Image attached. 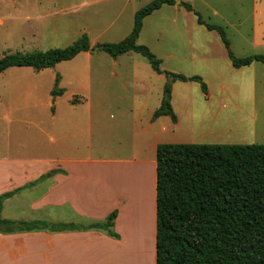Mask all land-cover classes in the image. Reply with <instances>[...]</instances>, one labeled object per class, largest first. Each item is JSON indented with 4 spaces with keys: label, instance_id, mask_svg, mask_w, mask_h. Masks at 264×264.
Wrapping results in <instances>:
<instances>
[{
    "label": "rangeland",
    "instance_id": "374dc122",
    "mask_svg": "<svg viewBox=\"0 0 264 264\" xmlns=\"http://www.w3.org/2000/svg\"><path fill=\"white\" fill-rule=\"evenodd\" d=\"M149 1L0 0V57L14 51L63 47L82 32L88 34L91 47L119 41L130 32L134 12ZM181 1L189 2L206 22L223 27L235 56L264 54V0H178L145 16L136 43L146 45L161 59L162 70L199 75L207 90L204 93L191 80L172 82L170 103L177 123L168 115L160 116L154 134L159 142L264 143V62L232 66L218 32L198 23ZM19 69L33 68L12 66L0 72V85L21 97L19 101L28 104L33 100L29 97L47 100V87L54 85L51 72H58L61 81L57 86L65 88L63 101L80 95L91 103L98 120L93 126L94 153L127 152L133 137L130 133L137 125L119 116L117 104L126 103L122 91L131 72L153 71L142 55L130 50L114 58L98 48L58 62L55 70L47 67L37 78L15 71ZM165 80L164 73L151 78L153 92L161 96ZM18 87L22 88L13 94ZM82 116L79 112L78 118ZM1 216L13 218L20 213L14 214L7 202Z\"/></svg>",
    "mask_w": 264,
    "mask_h": 264
},
{
    "label": "crops",
    "instance_id": "0c3cea01",
    "mask_svg": "<svg viewBox=\"0 0 264 264\" xmlns=\"http://www.w3.org/2000/svg\"><path fill=\"white\" fill-rule=\"evenodd\" d=\"M56 64L50 68L55 70ZM43 69L15 71L37 78ZM56 73L51 72L50 83ZM158 74L131 72L122 91L126 103L117 104L119 116L137 127L121 155L94 153L98 120L80 95L63 101L65 88L52 95L48 85L47 100L29 97L33 100L23 104L0 85V194L11 192L2 207L8 202L14 214L20 213L8 219L79 227L0 231V264H155V148L160 142L153 127L163 115L152 118L162 94L153 92L150 83ZM112 211L116 215L110 229L116 235L89 227L104 222Z\"/></svg>",
    "mask_w": 264,
    "mask_h": 264
},
{
    "label": "trees",
    "instance_id": "16d2710c",
    "mask_svg": "<svg viewBox=\"0 0 264 264\" xmlns=\"http://www.w3.org/2000/svg\"><path fill=\"white\" fill-rule=\"evenodd\" d=\"M175 0H151L134 12L130 32L116 42H102L101 48L111 57L134 51L142 55L151 68L164 73L159 106L152 118L168 115L175 122L172 109L171 83L195 81L206 93L199 75H185L162 70L161 59L149 48L136 43L145 16ZM181 4L196 15L198 23L215 29L227 49L234 67L264 62V54L235 56L220 24L206 22L189 2ZM95 46V45H94ZM93 46V47H94ZM92 48L86 32L63 47L44 50L14 51L0 57V72L12 66L39 70L53 67ZM59 74H55L51 94H61ZM156 233L155 264H264V143H197L160 142L155 148ZM11 192L0 194V231L76 229L72 223L42 220H13L1 216L2 202ZM116 211L102 223L89 227H110Z\"/></svg>",
    "mask_w": 264,
    "mask_h": 264
},
{
    "label": "water",
    "instance_id": "95a60500",
    "mask_svg": "<svg viewBox=\"0 0 264 264\" xmlns=\"http://www.w3.org/2000/svg\"><path fill=\"white\" fill-rule=\"evenodd\" d=\"M177 1H178V0H176L175 2H177ZM98 48H101V45H95L94 47L89 48L88 51L92 52V51H94V50H96V49H98Z\"/></svg>",
    "mask_w": 264,
    "mask_h": 264
}]
</instances>
